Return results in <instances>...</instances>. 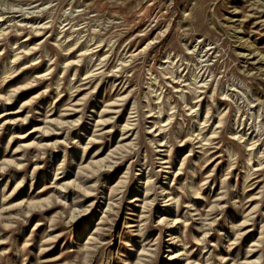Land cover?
Masks as SVG:
<instances>
[{
  "label": "rangeland",
  "instance_id": "374dc122",
  "mask_svg": "<svg viewBox=\"0 0 264 264\" xmlns=\"http://www.w3.org/2000/svg\"><path fill=\"white\" fill-rule=\"evenodd\" d=\"M0 264H264V0H0Z\"/></svg>",
  "mask_w": 264,
  "mask_h": 264
}]
</instances>
